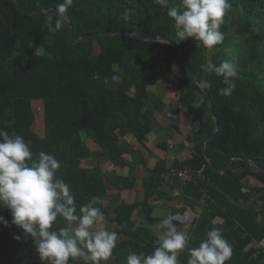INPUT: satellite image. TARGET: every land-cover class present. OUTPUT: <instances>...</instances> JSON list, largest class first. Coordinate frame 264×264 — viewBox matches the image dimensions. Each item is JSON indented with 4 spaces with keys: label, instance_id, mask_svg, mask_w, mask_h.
I'll return each mask as SVG.
<instances>
[{
    "label": "trees",
    "instance_id": "obj_1",
    "mask_svg": "<svg viewBox=\"0 0 264 264\" xmlns=\"http://www.w3.org/2000/svg\"><path fill=\"white\" fill-rule=\"evenodd\" d=\"M17 1L25 11L52 9L61 2ZM180 2L169 0V7L179 6ZM230 3L220 31L224 40L238 36L243 51L246 48L245 55L236 58V67L240 65L242 69L237 70L236 88L231 96L218 94L225 87L222 78L201 70L200 66L208 62L209 51L197 48L193 38L177 43L174 21L155 0H73L67 14L73 21L76 38L99 32L130 31L142 36H166L176 42L200 81L208 80L211 84L207 91L220 130L207 143V154L216 168L223 170L235 156L251 159L264 168V30L262 24L258 31L251 30L249 16L255 15L260 23L264 21V0H230ZM237 9L249 18L245 27L231 35L228 31ZM43 20V14L26 15L11 0H0V129L22 135L34 157L40 151L55 156L61 165L56 175L71 185L77 214L82 205H92L94 198L106 196L111 184L100 166L85 167V160L92 156L85 138L93 140L99 155L115 165H125L122 134H132L140 144H145L152 132L147 98L150 88L158 84L157 71L161 65L168 73L179 66L176 73L179 102L193 110L203 136L207 137L215 128L211 114L207 119L204 117L209 107L201 87L171 44L129 35L101 36L70 44L67 23L62 31L50 33L43 27ZM32 45L43 47L45 53H34ZM226 48L227 44L211 62L228 61ZM117 69L123 75V83L115 88L106 87L105 77H111ZM36 100L42 101L43 134L33 129ZM159 162L146 181L141 201H121L114 208V218L99 207L104 217L116 225L111 231L119 237L110 259L101 264H126L130 253L151 255L158 246L152 225L161 219L153 217L154 205L150 200L162 195L165 179L161 174L170 169L164 161ZM174 166L202 170V175L194 174L183 186L184 202L201 206L202 213L189 230L190 240L178 257L180 264H187L188 249L198 247L212 228L220 229L232 245V257L225 264H264V175L256 173L243 159L235 160L226 173H216L202 143L189 159ZM249 176L261 184L246 185L244 179ZM129 186L126 179L120 189ZM139 208L144 209L148 225L135 221ZM0 215L11 222L7 209L0 210ZM218 217L224 220L223 224L217 223ZM173 223L181 230L180 223L175 220ZM71 224L58 216L50 230L71 228ZM16 235L21 239H15ZM0 264H41L32 238L14 225L0 224ZM69 264L85 262L70 258Z\"/></svg>",
    "mask_w": 264,
    "mask_h": 264
},
{
    "label": "clouds",
    "instance_id": "obj_2",
    "mask_svg": "<svg viewBox=\"0 0 264 264\" xmlns=\"http://www.w3.org/2000/svg\"><path fill=\"white\" fill-rule=\"evenodd\" d=\"M39 3V0H37ZM174 23L177 43L193 38L196 47L211 51L224 41L220 31L224 16L231 8L230 0H181L179 6L169 7V0H155ZM73 0H61L55 13L44 10L43 27L50 33L62 31L69 19L67 13ZM201 70L222 78L225 87L218 90L221 96H231L236 88V65L230 61L215 64L210 60ZM106 87L115 88L123 83L120 70L103 81ZM199 86L211 87L208 80ZM60 162L54 155L40 151L34 157L22 135L0 129V210L11 213V222L0 215V224L12 225L30 235L41 264H69L70 258H81L85 264H101L110 259L118 242V233L97 227L104 220L99 207L82 205L77 214L76 198L71 185L57 177ZM78 222L71 228L52 229L57 217ZM175 217L166 215L158 228L166 231L157 237V247L151 255L130 253L126 264H180L178 257L190 237L178 230ZM91 229V230H90ZM15 239H21L16 235ZM187 264H225L233 254L232 245L220 229L207 230L206 238L198 247L189 248Z\"/></svg>",
    "mask_w": 264,
    "mask_h": 264
},
{
    "label": "crops",
    "instance_id": "obj_3",
    "mask_svg": "<svg viewBox=\"0 0 264 264\" xmlns=\"http://www.w3.org/2000/svg\"><path fill=\"white\" fill-rule=\"evenodd\" d=\"M179 70L178 65L169 73L164 65L158 69V84L150 88L147 98V112L152 120V132L145 144H140L132 134H122L121 146L125 150V165H115L106 156L99 155L93 140L85 138L92 150V156L85 160V167L100 166L111 181L107 195L94 198L92 206L108 210L110 218L115 217L114 208L121 201L135 203L144 198L146 181L160 160L166 163L167 168H174L176 162L189 159L197 145L205 138L197 126L193 110L179 102L180 90L176 76ZM209 114L210 111L204 115L205 119L209 118ZM163 144L167 147H162ZM126 179L130 181L131 186L120 189ZM244 183L261 184L252 176L244 179ZM183 186L184 183L180 179L165 180L161 189L162 195L153 196L150 204L154 205L153 217L162 221L166 215L173 216L174 220L180 223L181 231L188 234L193 221L201 216L202 208L184 202ZM134 219L139 224L148 225L143 208L136 211ZM223 221L221 217L217 218L218 224H223ZM77 223L72 222L71 227ZM159 223L152 225L157 236L166 231L165 228H158ZM115 226L111 220L105 218L97 227H105L111 231L116 229Z\"/></svg>",
    "mask_w": 264,
    "mask_h": 264
},
{
    "label": "water",
    "instance_id": "obj_4",
    "mask_svg": "<svg viewBox=\"0 0 264 264\" xmlns=\"http://www.w3.org/2000/svg\"><path fill=\"white\" fill-rule=\"evenodd\" d=\"M11 1L20 11H22L26 15H39V14H43V12H44V10L25 11V10H23V8L21 7L20 3L17 0H11ZM47 11L49 13H55L56 9L55 8L47 9ZM68 17H69V19L67 21V27H68V32H69L68 42L70 44H76V43L81 42V41H86V40L98 38L101 36H116V35H129V36H133V37H136L138 39L145 40V41L166 42V43L171 44L172 46H174L177 49L178 55H179L182 63L184 64L186 70L191 75V77L195 80V82L198 85L200 84V79L198 78V76L195 74V72L192 70V68L187 63L179 45L176 42H174L172 39H170L166 36H161V35H159V36H142V35H138V34H135L133 32H130V31L99 32V33H93V34H86V35H83L79 38H76L73 36V32H74L73 21L69 15H68ZM201 89L204 93L205 99L207 100L210 114L212 115V117L215 120V128L212 130V132L207 137L204 138V140L202 142L204 154L206 155L209 164L212 166V168L215 170L216 173L224 174L230 169L231 165L233 164V162L235 160L243 159L244 161L249 163L251 168L254 169L256 173H258L260 175H264V168L262 166H260L258 163H256L255 161L248 159L246 157L235 156V157L231 158V160L229 161V163L227 164V166L223 170H218L216 168L214 162L212 161V159L207 154V143L212 138H214L220 130L219 118L217 117V115L215 114V111L213 109L212 101H211V97H210L209 92L207 91V89H204V88H201Z\"/></svg>",
    "mask_w": 264,
    "mask_h": 264
},
{
    "label": "rangeland",
    "instance_id": "obj_5",
    "mask_svg": "<svg viewBox=\"0 0 264 264\" xmlns=\"http://www.w3.org/2000/svg\"><path fill=\"white\" fill-rule=\"evenodd\" d=\"M251 16V30H255L258 31L259 26H261V24L263 25L262 29L264 30V21H262L261 23L259 22V20L256 18L255 15H249ZM248 14H245V12H243L242 10H234L233 12V17L231 19V26L230 29L228 31L229 34L234 35V32H236L238 29H242L243 27H245V23L248 20ZM242 41V40H241ZM244 46H245V41L241 42ZM225 44H227V48H226V54H225V58L228 59V61L236 64L237 59L240 56L245 55L246 53V48L243 51V47L241 46V44L239 43V37L238 36H232L230 39L224 40V43H222V46H215L211 51H209L207 53V58L208 61L212 60L214 57L217 56L218 52L220 51V49L222 47L225 48ZM31 50L36 53V54H44V49L43 47L39 46V45H32L31 46ZM240 55V56H239ZM237 70L240 71L242 68L240 65H238ZM34 107L42 106V101L40 100H36L34 102ZM43 107V106H42ZM37 111V110H36ZM33 129L36 132H39L41 134L44 133V115H43V110L42 112L38 111L37 112V119L34 123ZM86 137V136H85ZM91 140V139H90ZM27 238H30V235L26 234Z\"/></svg>",
    "mask_w": 264,
    "mask_h": 264
},
{
    "label": "built area",
    "instance_id": "obj_6",
    "mask_svg": "<svg viewBox=\"0 0 264 264\" xmlns=\"http://www.w3.org/2000/svg\"><path fill=\"white\" fill-rule=\"evenodd\" d=\"M36 112L40 111L42 112L43 107L42 106H37L36 107ZM194 174L202 175V170H197L194 171L188 167L184 169H179V168H170L166 172H163L161 174V177L165 180L169 179H180L182 183H185L187 180H191L194 177Z\"/></svg>",
    "mask_w": 264,
    "mask_h": 264
}]
</instances>
